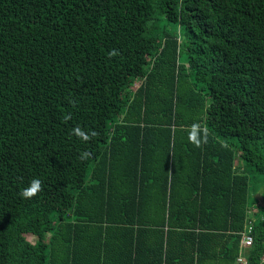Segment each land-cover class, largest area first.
Wrapping results in <instances>:
<instances>
[{"label": "trees", "instance_id": "16d2710c", "mask_svg": "<svg viewBox=\"0 0 264 264\" xmlns=\"http://www.w3.org/2000/svg\"><path fill=\"white\" fill-rule=\"evenodd\" d=\"M247 223L258 264L264 0H0V264H233Z\"/></svg>", "mask_w": 264, "mask_h": 264}, {"label": "clouds", "instance_id": "9594fccd", "mask_svg": "<svg viewBox=\"0 0 264 264\" xmlns=\"http://www.w3.org/2000/svg\"><path fill=\"white\" fill-rule=\"evenodd\" d=\"M116 51L113 50L110 52V55L114 56L116 55ZM68 119V117H66ZM96 132L92 131L90 133L85 132L81 127L76 126L72 129L70 135L75 136L77 139L88 142L91 140L94 136H96ZM208 139V131L206 128H202L199 124H193L189 130L188 133V140L191 144H193L195 147L200 148L204 144L207 143ZM89 156V153L83 152L80 154L81 159H87ZM43 191L42 181L38 178H33L29 185L24 188V190L20 193L21 198L25 200H31L36 198L40 192Z\"/></svg>", "mask_w": 264, "mask_h": 264}, {"label": "built area", "instance_id": "2783aa9c", "mask_svg": "<svg viewBox=\"0 0 264 264\" xmlns=\"http://www.w3.org/2000/svg\"><path fill=\"white\" fill-rule=\"evenodd\" d=\"M248 223L245 225V231L242 232L239 250L235 257L234 264H249L246 251L252 243V237L249 235L250 226ZM258 264H264V254L261 255L260 262Z\"/></svg>", "mask_w": 264, "mask_h": 264}, {"label": "rangeland", "instance_id": "374dc122", "mask_svg": "<svg viewBox=\"0 0 264 264\" xmlns=\"http://www.w3.org/2000/svg\"><path fill=\"white\" fill-rule=\"evenodd\" d=\"M254 196L255 197L257 196V198H259L257 205H262L263 202L261 201L260 189L259 190L258 189L254 190ZM260 217H262V215ZM26 238H27L28 241L36 242L35 241V237L26 236Z\"/></svg>", "mask_w": 264, "mask_h": 264}, {"label": "crops", "instance_id": "0c3cea01", "mask_svg": "<svg viewBox=\"0 0 264 264\" xmlns=\"http://www.w3.org/2000/svg\"><path fill=\"white\" fill-rule=\"evenodd\" d=\"M257 203H258V201H257ZM234 264V263H233Z\"/></svg>", "mask_w": 264, "mask_h": 264}]
</instances>
